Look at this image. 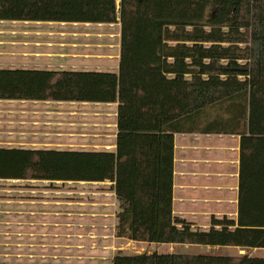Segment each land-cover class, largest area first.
Here are the masks:
<instances>
[{"label": "trees", "instance_id": "1", "mask_svg": "<svg viewBox=\"0 0 264 264\" xmlns=\"http://www.w3.org/2000/svg\"><path fill=\"white\" fill-rule=\"evenodd\" d=\"M0 21L120 24L118 71L0 68V100L117 102L115 151L0 146V179L112 182L116 236L264 248V0H0ZM239 135L236 219L172 215L173 132ZM111 264H264L143 252Z\"/></svg>", "mask_w": 264, "mask_h": 264}, {"label": "crops", "instance_id": "2", "mask_svg": "<svg viewBox=\"0 0 264 264\" xmlns=\"http://www.w3.org/2000/svg\"><path fill=\"white\" fill-rule=\"evenodd\" d=\"M0 22L18 23L17 21ZM21 24H30V21H23ZM77 24L74 22L72 26ZM84 24L93 23H83V26ZM80 34L81 30H68L67 36L64 37L66 40L59 43L60 48L57 51L36 50L34 53H26L17 50L13 53L20 59L27 56L24 58L33 60L35 65L42 63L48 66L50 63L48 58L55 56L58 57L56 63L67 69H70L72 65L80 67L85 62V58L94 57L96 61L94 65H97L95 67L99 68L98 70L117 72L120 37L115 55L112 56L105 50V53L102 51L103 54L83 50L81 47L83 43L78 39ZM4 53L0 50V55ZM100 57L102 59H99ZM4 62L5 58L0 57V68H5L1 66ZM16 102L28 104L29 107L6 109L0 107L3 112L0 115V131L1 133L9 131H4L7 128L6 124L12 127L28 124V127L32 129L30 132L32 137L28 144L32 147L25 148L107 151L116 149L117 102L0 100V104ZM7 115L11 116V119H8ZM238 181L239 135L198 131L173 132L171 189L173 216L184 218L191 223L192 228L197 229H208L211 217L226 216L235 220ZM82 182L109 184L112 197L100 200V197L96 195L97 201L89 203L91 205L86 206L85 211L82 205L84 202H77L80 204L77 205L79 207L69 208L67 196L62 189L59 193L50 190L47 195L38 194L39 197L36 194L34 198H28L19 206L13 203L10 213L4 215L10 220L0 221V264H69V260L75 261L76 258L74 255H69V246L87 245L95 248L97 242L101 241L103 248L108 247L106 245L108 241L104 240L107 238H102L104 234H95L90 228H95L97 224L98 226L106 225L104 222L100 224L94 221L99 215L107 218L112 216L110 204L116 206L117 210L112 182ZM77 203L73 202V204ZM70 216L74 219L71 222H69ZM83 216H91L93 219L83 221ZM78 229L88 231L76 232ZM95 238L98 239L95 240ZM168 245L172 248L176 246ZM95 257V254L90 253L87 256H79V259L81 264H93L88 261H95Z\"/></svg>", "mask_w": 264, "mask_h": 264}, {"label": "rangeland", "instance_id": "3", "mask_svg": "<svg viewBox=\"0 0 264 264\" xmlns=\"http://www.w3.org/2000/svg\"><path fill=\"white\" fill-rule=\"evenodd\" d=\"M16 22H0V50L4 51L3 55L0 57L5 58V62L2 67L5 68H46V69H67L65 66H60L61 64L56 63L58 57L52 56L50 59L49 66L47 64L39 63L35 65L34 61L28 58H24L27 56H23L22 59L18 58L19 56H14L15 51L21 50L22 52H35L36 50L40 51H57L60 48L59 43L63 40H66V32L68 30H81V34L79 35V40H81L82 49L85 51H91L94 54H103L105 51H108L112 56L115 55L118 40L120 37V24L119 23H111V24H84L81 22L75 26H72V23H52V24H37L30 21V24H21L23 21ZM33 23V24H32ZM46 23V22H44ZM39 42V44H35ZM19 47V48H17ZM105 50V51H104ZM102 51H104L102 53ZM31 55V54H26ZM111 56V57H112ZM46 57V56H41ZM95 58H85V62L82 63L77 70L84 69L83 66H88L87 70H98L94 65ZM99 59H102L101 57ZM71 69V68H70ZM1 108H26L29 107L28 104H0ZM3 114L0 113V115ZM8 119H11V116L7 115ZM7 133L0 134V140H2L0 146L5 147H32L30 144V138L32 134L30 133L32 129L28 127V124L21 125L19 124L16 127H12L10 124H6ZM1 130V129H0ZM9 132V133H8ZM14 132V133H12ZM23 132V133H19ZM38 147V146H33ZM41 148V147H40ZM50 149H60V148H50ZM65 150V149H60ZM2 188H8L9 185L2 182ZM84 182H65L62 184H50V186L54 189H62L66 190L68 195V204L69 208L71 207H79L77 202H84V211L85 207L89 206L91 202L97 201L96 199L100 197V200L111 198L112 192L111 186L109 184H89ZM36 189H43L44 185L41 183H36ZM31 182H24L23 186L25 188H31ZM16 187V185H14ZM105 193V194H104ZM40 193H37V196ZM11 195L14 196V193H7L5 190L0 191V198L4 200L10 198ZM98 197H97V196ZM39 197V196H38ZM27 200L31 198V195L25 192L23 194V199ZM37 198V197H36ZM30 200V199H29ZM104 201V200H103ZM73 202L77 204H73ZM13 203H0V221H5L6 219L10 220L9 217H5L4 215H8L4 213L5 210H12ZM19 206V204L17 205ZM110 215L108 218L103 217L102 215L96 216L94 223L104 222L105 226H97L95 228H90L93 230L95 234H104L108 241L106 245L108 247L103 248L101 245V241L97 242L95 248H91L87 245H75L69 246V255H74L75 261L69 260V264H81L79 256H87L90 253L95 254V261L87 260L89 263L93 264H111L112 256L115 254H139L143 252H176V253H187V254H231V255H257L264 256V248L259 249H246L239 247H230V246H206V245H197V244H175V247H171L168 244L162 243H146V242H138L132 241L125 237L116 236V206L109 205ZM116 211V212H115ZM114 214V215H113ZM115 216V217H114ZM84 217V216H83ZM89 217V220H88ZM91 216L84 217L83 221H90ZM69 222L74 220L72 216L69 218ZM97 220V221H96ZM114 220V221H113ZM115 225V228L112 226ZM87 229H78L76 232L86 233ZM115 235V237H114ZM88 239V238H85ZM98 238H95V240ZM89 240V239H88ZM78 243V242H77ZM86 244V243H85ZM1 247V245H0ZM211 248V249H210ZM93 249V250H92ZM96 249V250H95ZM97 251L99 253L97 254ZM103 258H98V257ZM72 257V256H71ZM71 259V258H70ZM84 260V259H83Z\"/></svg>", "mask_w": 264, "mask_h": 264}, {"label": "built area", "instance_id": "4", "mask_svg": "<svg viewBox=\"0 0 264 264\" xmlns=\"http://www.w3.org/2000/svg\"><path fill=\"white\" fill-rule=\"evenodd\" d=\"M116 1H117V3L119 2V0H116ZM60 66H62V65H60ZM70 68L72 70H77L78 67L76 65H72V66H70ZM83 68L84 69H82V70H87L88 66H83ZM0 113H2V110H0ZM0 134H1V131H0ZM0 144H1V142H0ZM2 182L8 184L9 187L3 189L1 187L2 186L1 184H3ZM24 182H31L32 183L31 188H25L23 186V183ZM65 182H69V181H61V180H38V179H0V191L1 190H5L9 194L11 192L14 193V196L11 195L10 198H7L5 200L3 198H0V203L1 202H6V203L22 204V203L25 202V198L23 199V194L25 192H27L28 194H30L32 196L31 199L34 198V196L37 193H40L42 195H47L48 191H50V190H54L57 193H59L60 192L59 191L60 189H54V188H52L50 186V184H56L57 185V184L65 183ZM71 182H74V181H71ZM36 183L43 184L44 185L43 186L44 188L43 189H40V190L39 189H36L35 188L37 186ZM14 185H16V187H14ZM64 194H66V196L68 195V193H67L66 190H64ZM3 212L4 213H7V214L10 213V211H8V210H5ZM112 226L115 228V225L114 224H112ZM106 237H108V236H104V235L102 236V238H106ZM114 237H115V235H114Z\"/></svg>", "mask_w": 264, "mask_h": 264}, {"label": "bare ground", "instance_id": "5", "mask_svg": "<svg viewBox=\"0 0 264 264\" xmlns=\"http://www.w3.org/2000/svg\"><path fill=\"white\" fill-rule=\"evenodd\" d=\"M69 182H71V181H69ZM80 182H82V181H80Z\"/></svg>", "mask_w": 264, "mask_h": 264}]
</instances>
